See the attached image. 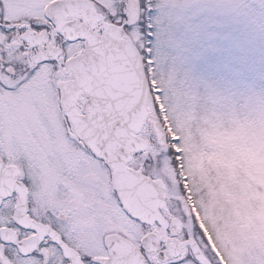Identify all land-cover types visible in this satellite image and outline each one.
<instances>
[{
	"label": "snow or ice",
	"instance_id": "obj_1",
	"mask_svg": "<svg viewBox=\"0 0 264 264\" xmlns=\"http://www.w3.org/2000/svg\"><path fill=\"white\" fill-rule=\"evenodd\" d=\"M193 0H0V264H264L220 221L189 137L264 127V91L170 64Z\"/></svg>",
	"mask_w": 264,
	"mask_h": 264
},
{
	"label": "rangeland",
	"instance_id": "obj_2",
	"mask_svg": "<svg viewBox=\"0 0 264 264\" xmlns=\"http://www.w3.org/2000/svg\"><path fill=\"white\" fill-rule=\"evenodd\" d=\"M193 3V7L178 13L181 22L172 34L175 47L169 53L170 64L187 74L199 89L204 87L234 97L257 92V86L264 82V0H193ZM240 131L235 132L237 136ZM254 140L251 135L252 147L246 153L250 161L247 168L260 185L252 193L258 195L257 206L249 203L237 206L234 194L218 185L216 177L209 176L206 161L209 156L203 151L206 140L203 147L197 144L194 135L188 140L187 164L203 186L202 201L210 202L216 213L212 222L220 221V232L230 236L237 226H259L264 230V127L258 128Z\"/></svg>",
	"mask_w": 264,
	"mask_h": 264
},
{
	"label": "trees",
	"instance_id": "obj_3",
	"mask_svg": "<svg viewBox=\"0 0 264 264\" xmlns=\"http://www.w3.org/2000/svg\"><path fill=\"white\" fill-rule=\"evenodd\" d=\"M199 90L204 92L207 89L201 87ZM256 91H264V82L257 86ZM235 132L211 131L196 133L194 138L198 140L197 144L202 147L203 140L207 142V146L203 151L204 155L209 156L208 160H206L209 176L216 177L218 185L223 186L224 190L234 194L233 196L238 203L237 206L246 203L257 206L259 202L257 199L258 195H252V193L256 186L259 188L260 185L254 177H251V172L253 171L247 168L250 166V161L246 152L252 147L251 135H253V140L257 139L258 128H253L251 131L250 129L241 130L239 136ZM194 177L198 187L203 191L198 175L195 174Z\"/></svg>",
	"mask_w": 264,
	"mask_h": 264
}]
</instances>
